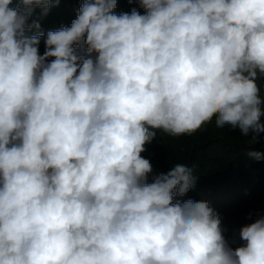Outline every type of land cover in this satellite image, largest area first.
Returning <instances> with one entry per match:
<instances>
[{
	"label": "clouds",
	"instance_id": "obj_1",
	"mask_svg": "<svg viewBox=\"0 0 264 264\" xmlns=\"http://www.w3.org/2000/svg\"><path fill=\"white\" fill-rule=\"evenodd\" d=\"M17 2L0 0V264H264V217L232 247L207 201L174 202L192 169L148 183L142 156L214 117L259 143L264 0H83L43 55L32 17L60 0Z\"/></svg>",
	"mask_w": 264,
	"mask_h": 264
},
{
	"label": "trees",
	"instance_id": "obj_2",
	"mask_svg": "<svg viewBox=\"0 0 264 264\" xmlns=\"http://www.w3.org/2000/svg\"><path fill=\"white\" fill-rule=\"evenodd\" d=\"M82 3L83 0H60L46 16H41L40 10L34 12L32 19L38 20L40 31L45 34L39 44L41 55L45 51L47 32L70 27ZM10 7H18L17 0H13ZM133 9L144 14L137 0H117L114 11L130 13ZM33 34L35 30L28 33ZM257 83L264 100V79ZM155 131L156 138L142 153L153 165L147 182H153L161 173L166 174L176 164L188 166L197 179L196 186L183 197L175 196L174 202L207 201L219 216L222 232L232 247L242 245L241 227L264 217V155L259 160L246 155L250 150L264 154V133L260 134L259 143L251 144V136H243L238 129L227 125L218 128L215 117L191 134L171 136L162 130Z\"/></svg>",
	"mask_w": 264,
	"mask_h": 264
}]
</instances>
